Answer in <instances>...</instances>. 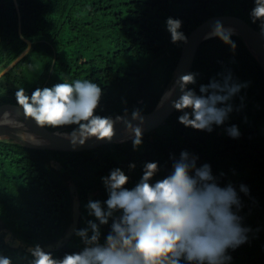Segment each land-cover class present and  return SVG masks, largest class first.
Instances as JSON below:
<instances>
[{"label":"trees","instance_id":"obj_1","mask_svg":"<svg viewBox=\"0 0 264 264\" xmlns=\"http://www.w3.org/2000/svg\"><path fill=\"white\" fill-rule=\"evenodd\" d=\"M253 7V0H0V72L8 67L0 76V104L16 102L20 87L31 95L37 87L87 79L103 89L98 115L150 112L174 84L183 46L171 42L167 18L180 19L185 35L218 14L239 15L259 30L260 22L249 18ZM20 17L30 47L21 36ZM231 39L235 50L219 38L204 39L191 68L198 75L189 88L197 93L200 84L221 79L219 74L229 70L237 82H249L230 101L234 110L228 120L212 132L185 127L178 122L182 113L174 110L143 133L138 150L132 148V137L79 151L0 138V255L11 257L12 264H29L25 245L46 246L66 235L48 252L62 258L80 251L84 245L75 230L95 220L85 205L108 197L101 177L119 167L131 189L145 162H158L155 182L172 171L170 156L187 150L198 156L197 166H211L221 186L231 183L242 201L238 215L251 231L248 242L228 250L230 264H264V70L242 34L235 32ZM231 125L238 126L239 138L227 135ZM72 127L49 129L69 132ZM241 184L249 188L248 195L240 191ZM111 222L100 226L101 243Z\"/></svg>","mask_w":264,"mask_h":264},{"label":"clouds","instance_id":"obj_2","mask_svg":"<svg viewBox=\"0 0 264 264\" xmlns=\"http://www.w3.org/2000/svg\"><path fill=\"white\" fill-rule=\"evenodd\" d=\"M253 2L249 18L253 24L260 22V35L264 38V0ZM181 26L180 19L169 17L166 20L173 44L188 42L187 35L179 31ZM234 33V28H226L216 21L204 39L219 38L235 50L237 45L231 39ZM197 75H180L173 87L163 94L157 107L170 100L171 106L182 113L178 116L180 124L212 132L214 125H224L228 120L234 110L230 101L242 88L248 87L249 82H237L229 70L219 74L221 79L212 78L209 83L200 84L197 93L189 88L197 83ZM177 86L180 95L172 99ZM102 96L103 89L97 83L77 79L73 83L37 87L31 95L20 87L15 92V101L22 107L25 119L34 120L39 127L61 129L75 126L69 132H54L74 148L93 138L112 141L115 123L123 121L132 134L133 150H138L143 144L144 117L141 110L135 109L131 113L133 120L140 121L139 125H133L120 115L115 119L98 115L96 109ZM9 115L5 111L6 118L0 120V124L25 127L22 122L7 119ZM225 131L231 138L241 135L236 125ZM18 135L33 144L45 143L31 134L27 137L24 133ZM170 159L172 171L155 182L153 178L160 171L159 163L145 162L141 178L131 189L125 187L129 176L119 167L101 177L108 197L103 202L89 200L85 207L95 220L89 219L87 227L75 230L83 248L65 253L62 258H54L52 252L36 244L30 252L29 264H181L182 261L185 264H230L232 257L228 250H235L248 242L251 231L242 224L243 217L238 215L243 205L236 188L231 183L221 186L211 166L208 163L197 166L198 156L187 150L181 151L178 158L172 155ZM135 167V163L128 165L129 170ZM239 187L245 195L249 194L246 185ZM110 218L111 230L101 243L100 226L109 224ZM0 264H12L11 257L0 255Z\"/></svg>","mask_w":264,"mask_h":264},{"label":"water","instance_id":"obj_3","mask_svg":"<svg viewBox=\"0 0 264 264\" xmlns=\"http://www.w3.org/2000/svg\"><path fill=\"white\" fill-rule=\"evenodd\" d=\"M216 21H220L224 26L233 27L235 29V32H239L240 34H242V36L248 43L252 52L255 54V56L259 60L264 70V38L261 37L260 30L256 29L246 19H244L243 17L239 15L218 14V15L211 16L207 18L206 20H204L202 23H200L197 27H195L187 35L188 42L186 44L183 43L181 54L178 59V63L176 67V71H177L176 80L182 74L191 73L192 64H193L195 55L197 53V50L201 42L204 40L205 34L211 31ZM19 30H20L21 36L28 42L29 47H30L32 44V41L25 38L22 35L21 17H20ZM7 69L8 67L5 70L1 71L0 76H2V74L6 72ZM179 95H180V92L177 86L176 92L174 93L172 99H176ZM174 110L175 109L171 106V101L168 100V101H165L163 105L159 108L156 106L150 112H141L142 116L144 117L143 133L149 130H152L158 125L162 124ZM5 111L16 114L17 117L22 118L21 121L25 125V127L17 128L14 126L0 124V138L2 137L12 138L18 141L19 143L25 146H29V147L79 151V150H87V149L96 148L105 143H110V142H114V141L122 140V139L124 140L126 138L132 137V135L124 136L122 129L125 128L126 125L123 121H117L115 123V136L113 137L112 141L110 142L109 141H98L95 138H93V139H89L84 145L76 146L74 148L68 140L55 135L54 132L56 131L50 130L49 128L39 127L35 123V121L30 118L25 119L22 107L17 105L16 102H4L0 104V120ZM131 113L132 111H127V113L121 112V113H118L117 115L124 117V120L130 121L133 125H139L140 121L133 120ZM115 116L113 117L114 119H115ZM20 131H29V132H34L36 134H39L40 136L44 137L47 140V142L43 144H39V145L33 144L29 141H26V139H22L18 135ZM77 215L78 214H76V216ZM73 226L76 227V221H74ZM67 237L68 235H66L65 238L55 243H51L49 245L42 246V247L44 248L45 251L53 250L57 248L58 246H60L67 239ZM34 247L35 246L33 245H28V244L25 245V248L29 252H31V250Z\"/></svg>","mask_w":264,"mask_h":264},{"label":"bare ground","instance_id":"obj_4","mask_svg":"<svg viewBox=\"0 0 264 264\" xmlns=\"http://www.w3.org/2000/svg\"><path fill=\"white\" fill-rule=\"evenodd\" d=\"M226 28L227 27H229V26H225ZM233 28V27H232ZM171 88H172V86H171ZM170 89V88H169ZM168 90V89H167ZM166 90V91H167ZM165 91V92H166ZM10 115L7 117V119H10V120H12V121H17V122H21V121H18V117H17V115L16 114H13V113H9ZM6 117L4 116V114H3V116L1 117V120H3V119H5ZM5 125H9V126H13V125H11V124H5ZM142 127H143V125H142ZM65 132V131H64ZM122 132L124 133V136L125 135H132L131 133H129L128 131H127V129H126V127L125 128H123L122 129ZM19 133H24V135H25V137H27L29 134H31L32 136H35L36 138H38V139H42V140H44L45 142H47V140L44 138V137H42V136H40L39 134H36V133H34V132H29V131H20Z\"/></svg>","mask_w":264,"mask_h":264},{"label":"rangeland","instance_id":"obj_5","mask_svg":"<svg viewBox=\"0 0 264 264\" xmlns=\"http://www.w3.org/2000/svg\"><path fill=\"white\" fill-rule=\"evenodd\" d=\"M5 70V69H4ZM18 121H21L19 118H18ZM22 122V121H21ZM2 138H7V137H2ZM18 244V243H17ZM19 245V244H18Z\"/></svg>","mask_w":264,"mask_h":264},{"label":"flooded vegetation","instance_id":"obj_6","mask_svg":"<svg viewBox=\"0 0 264 264\" xmlns=\"http://www.w3.org/2000/svg\"><path fill=\"white\" fill-rule=\"evenodd\" d=\"M20 119V117H18ZM21 120V119H20Z\"/></svg>","mask_w":264,"mask_h":264}]
</instances>
